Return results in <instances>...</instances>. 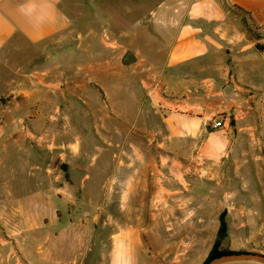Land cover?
Returning a JSON list of instances; mask_svg holds the SVG:
<instances>
[{
	"label": "rangeland",
	"instance_id": "1",
	"mask_svg": "<svg viewBox=\"0 0 264 264\" xmlns=\"http://www.w3.org/2000/svg\"><path fill=\"white\" fill-rule=\"evenodd\" d=\"M177 4L68 0L70 25L57 35H63L60 41L13 44L0 52V264H117L113 249L126 230L152 223L155 203L148 208L137 195L145 201L174 195V189L184 195L182 177L192 198V227L185 235L178 229L173 240L177 249L191 246L194 259L208 246L222 202L217 193L206 200L199 165L181 177L166 165L161 124L150 114L142 129L137 102L142 80L153 81L164 64L170 43L163 39L174 34ZM234 12L246 20L245 12ZM126 50L137 60L123 65ZM74 66L96 67L99 74L73 76ZM28 76L53 77L60 86H43L48 100L41 104L22 85ZM259 136L256 153L263 164L256 175L264 177ZM141 238L168 244L167 235ZM246 251L264 254V248Z\"/></svg>",
	"mask_w": 264,
	"mask_h": 264
},
{
	"label": "crops",
	"instance_id": "2",
	"mask_svg": "<svg viewBox=\"0 0 264 264\" xmlns=\"http://www.w3.org/2000/svg\"><path fill=\"white\" fill-rule=\"evenodd\" d=\"M67 2L0 0V52L11 49L13 44L60 41L63 35H57L70 25ZM177 2L174 34L163 39L170 43L164 64L153 81L142 80V98L136 99L142 129L145 130L146 116L153 114V121L157 119L161 124L157 131L162 130L160 144L166 151V165L179 171L180 177L199 165L206 200L217 193L222 209L208 246L194 259L191 246L185 243L177 249L173 240L179 230L183 235L187 229L191 231L188 181L181 178L186 183L184 195H178L182 190L177 189L172 191L174 195H161L159 200L156 195L149 196V201H145V195H137V202L150 203L148 208L155 203L149 216L152 223L126 230L121 245L113 249L117 251V264H201L215 240L222 212L226 232L220 248H264V177L256 175L263 164L258 162L256 139L260 133L264 136V127L258 129L259 124H264V0ZM236 9L245 12V21L234 12ZM227 59L231 61L227 63ZM198 64L204 65L199 73L194 70ZM110 66L105 64L102 75ZM74 67L73 76L87 71L93 77L99 74L96 67ZM54 76L58 78L59 74ZM52 80L53 77L28 76L22 85L30 86L31 100L34 96L42 104L48 100L43 86H60ZM220 114L226 116L224 125L213 127V119ZM177 202H184V207L177 208ZM143 234L167 235L168 244L156 245L154 238L145 244ZM220 264L264 263L232 260Z\"/></svg>",
	"mask_w": 264,
	"mask_h": 264
},
{
	"label": "water",
	"instance_id": "3",
	"mask_svg": "<svg viewBox=\"0 0 264 264\" xmlns=\"http://www.w3.org/2000/svg\"><path fill=\"white\" fill-rule=\"evenodd\" d=\"M137 60L135 53L132 50H126L120 57V62L123 65H128ZM232 260H256L264 263V254L251 251L222 255L210 260L207 264H220Z\"/></svg>",
	"mask_w": 264,
	"mask_h": 264
},
{
	"label": "trees",
	"instance_id": "4",
	"mask_svg": "<svg viewBox=\"0 0 264 264\" xmlns=\"http://www.w3.org/2000/svg\"><path fill=\"white\" fill-rule=\"evenodd\" d=\"M256 47L259 48V45L256 44ZM219 228L215 237V240L212 244L211 249L209 250L207 256L205 259L202 261L201 264H207L210 260L213 258L222 256V255H227V254H234V253H241V252H246V250H232V249H222L220 248L221 244V239L225 235L226 232V224L224 220V212H222L219 216Z\"/></svg>",
	"mask_w": 264,
	"mask_h": 264
},
{
	"label": "built area",
	"instance_id": "5",
	"mask_svg": "<svg viewBox=\"0 0 264 264\" xmlns=\"http://www.w3.org/2000/svg\"><path fill=\"white\" fill-rule=\"evenodd\" d=\"M226 120V116L223 114L218 115L216 118L213 119L212 125L213 127H222Z\"/></svg>",
	"mask_w": 264,
	"mask_h": 264
},
{
	"label": "bare ground",
	"instance_id": "6",
	"mask_svg": "<svg viewBox=\"0 0 264 264\" xmlns=\"http://www.w3.org/2000/svg\"><path fill=\"white\" fill-rule=\"evenodd\" d=\"M75 147V146H74ZM98 152V151H97ZM95 153V152H94ZM97 154V153H96ZM99 154V153H98Z\"/></svg>",
	"mask_w": 264,
	"mask_h": 264
}]
</instances>
